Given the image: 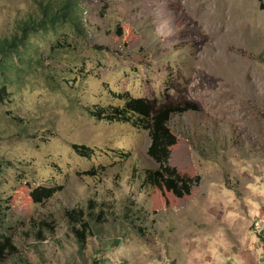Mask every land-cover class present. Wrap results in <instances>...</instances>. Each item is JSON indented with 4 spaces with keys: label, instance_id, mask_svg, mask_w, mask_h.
Wrapping results in <instances>:
<instances>
[{
    "label": "rangeland",
    "instance_id": "374dc122",
    "mask_svg": "<svg viewBox=\"0 0 264 264\" xmlns=\"http://www.w3.org/2000/svg\"><path fill=\"white\" fill-rule=\"evenodd\" d=\"M37 10L0 0V38ZM80 21L33 38L46 73L0 104V241L17 248L0 264H264V0H83ZM124 95L190 108L168 160L190 195L142 185L147 131L90 114ZM48 180L63 189L35 203Z\"/></svg>",
    "mask_w": 264,
    "mask_h": 264
},
{
    "label": "trees",
    "instance_id": "16d2710c",
    "mask_svg": "<svg viewBox=\"0 0 264 264\" xmlns=\"http://www.w3.org/2000/svg\"><path fill=\"white\" fill-rule=\"evenodd\" d=\"M83 0H36L38 10L36 16L18 21L15 31L0 38V104L11 100L9 86L23 80L25 75L43 72L45 66L43 56L33 38L37 35L54 34L66 30L71 35L74 31L82 33L80 25L81 2ZM71 46L70 40L56 41L53 47ZM46 72L44 71L43 74ZM50 74V73H49ZM122 106L95 107L90 114L98 120L128 123L131 126L148 132L150 145L149 156L156 162V169H147L142 177V185L158 189L163 194L168 192L177 198L190 195L195 180L180 175L175 168L169 166L170 149L176 144V137L170 129V121L174 114L187 111L171 107L166 103L143 98L123 96ZM73 150L82 157H89L92 149L83 145H72ZM2 163H0V166ZM2 169V167H0ZM63 189L51 180L44 181L40 186L29 188L28 195L35 203H42ZM101 213L96 214L99 218ZM87 213L74 210L70 213L77 242L84 244L88 229L91 227L86 218ZM93 216V215H92ZM91 218V215H88ZM42 234V233H40ZM41 236V235H40ZM39 236V237H40ZM17 252L11 238L0 241V263L9 253Z\"/></svg>",
    "mask_w": 264,
    "mask_h": 264
},
{
    "label": "built area",
    "instance_id": "2783aa9c",
    "mask_svg": "<svg viewBox=\"0 0 264 264\" xmlns=\"http://www.w3.org/2000/svg\"><path fill=\"white\" fill-rule=\"evenodd\" d=\"M255 228H256V230H258V232H260L263 229V224H262L261 220H258L255 222Z\"/></svg>",
    "mask_w": 264,
    "mask_h": 264
}]
</instances>
